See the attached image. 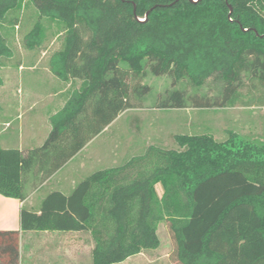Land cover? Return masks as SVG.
I'll list each match as a JSON object with an SVG mask.
<instances>
[{"label":"trees","instance_id":"16d2710c","mask_svg":"<svg viewBox=\"0 0 264 264\" xmlns=\"http://www.w3.org/2000/svg\"><path fill=\"white\" fill-rule=\"evenodd\" d=\"M31 6L25 47L45 44L44 20L57 25L62 46L49 68L81 86L50 117L42 146L0 148L5 197L24 200L29 176L41 184L125 111L145 107L148 74L171 80L152 100L157 109L264 106V0H0V71L14 57L7 29ZM174 139L178 149L149 145L70 194L51 192L39 212L23 207L21 230L90 232L94 264H119L158 249L165 223L177 264H264V143L236 132L222 142ZM18 240V231H0L8 264H18Z\"/></svg>","mask_w":264,"mask_h":264},{"label":"crops","instance_id":"0c3cea01","mask_svg":"<svg viewBox=\"0 0 264 264\" xmlns=\"http://www.w3.org/2000/svg\"><path fill=\"white\" fill-rule=\"evenodd\" d=\"M46 54L39 58L18 61L15 74L2 76L3 85L0 86L2 149H19L27 152L42 146L51 132L50 117L62 109L71 93L81 86L78 79L66 83L56 77L49 68L50 57L45 58ZM40 84L48 87L43 94L37 89ZM40 98L44 104L43 113L32 115ZM119 117L100 136L109 132ZM16 122L18 124L14 128ZM11 129L16 132L10 133ZM97 138L41 184L35 185L33 177L29 176L25 182L24 200L0 194V231L19 232L18 264H94L95 242L90 232H23L20 215L23 207L39 212L42 201L51 192L70 194L76 185L87 177V173L82 172L81 167L78 169V159ZM152 251L154 250L135 255L119 264H167L166 257L153 255ZM0 264H8V256L0 258ZM174 264L177 263L174 261Z\"/></svg>","mask_w":264,"mask_h":264},{"label":"rangeland","instance_id":"374dc122","mask_svg":"<svg viewBox=\"0 0 264 264\" xmlns=\"http://www.w3.org/2000/svg\"><path fill=\"white\" fill-rule=\"evenodd\" d=\"M36 20V12L31 6L22 13L18 27L7 29L14 58L3 60L1 76L7 77L15 74L18 61L39 58L44 53H47L45 58H49L61 48L62 37L57 34L58 26L45 20L44 25L47 29L45 44L33 51L25 47L24 37L33 28ZM5 32L7 31L5 30ZM140 83L152 87L153 93L149 97L150 100L145 103V107L130 109L121 114L109 132L99 135V138L96 137L97 139L80 156L78 169L81 167L82 172L87 173V176L96 171L117 167L130 157L142 153L149 145L165 149H178L174 139L176 135L207 134L222 142L228 138L229 132H236L251 141L264 143V106L161 110L154 108L152 100L172 89L170 78L148 74ZM47 88L41 84L37 87L40 94H43ZM208 88L211 90V95L216 93L215 85H209ZM37 102V107L32 115L43 113L42 98ZM17 124L18 122L14 128ZM9 132L15 133L16 130L11 129ZM157 191L159 195L162 194L161 185L157 186ZM158 234L161 242L160 247L151 253L166 257L167 264H174L175 245L165 223L159 226Z\"/></svg>","mask_w":264,"mask_h":264}]
</instances>
